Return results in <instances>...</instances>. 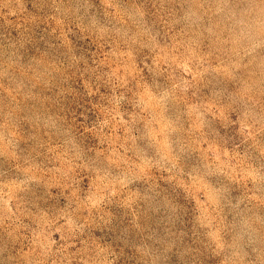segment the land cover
<instances>
[{"label":"rangeland","instance_id":"1","mask_svg":"<svg viewBox=\"0 0 264 264\" xmlns=\"http://www.w3.org/2000/svg\"><path fill=\"white\" fill-rule=\"evenodd\" d=\"M0 264H264V0H0Z\"/></svg>","mask_w":264,"mask_h":264}]
</instances>
